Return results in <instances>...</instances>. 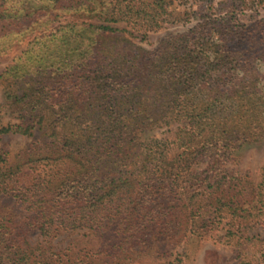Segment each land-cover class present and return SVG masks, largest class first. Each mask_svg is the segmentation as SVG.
<instances>
[{
    "label": "trees",
    "instance_id": "16d2710c",
    "mask_svg": "<svg viewBox=\"0 0 264 264\" xmlns=\"http://www.w3.org/2000/svg\"><path fill=\"white\" fill-rule=\"evenodd\" d=\"M180 1L198 6L200 21L149 52L110 25L152 31L170 1L2 0L0 22H23L21 35L65 15L78 19L35 37L0 73L18 121L0 136L37 130L48 141L0 166V196L18 198L42 239L113 227L131 245L149 224H171L174 210L192 232L227 221L228 241L264 224V166L255 210L228 196L232 173L224 166L228 154L264 137V120L248 116V84L235 81L264 61V19L239 28L232 15L239 4L212 14L214 0ZM195 88L205 99L192 95ZM224 97L232 109L223 116ZM166 115L183 124L171 143L182 153L170 161L168 147L141 141ZM34 253L0 210V264H46ZM239 264L256 263L244 256Z\"/></svg>",
    "mask_w": 264,
    "mask_h": 264
},
{
    "label": "rangeland",
    "instance_id": "374dc122",
    "mask_svg": "<svg viewBox=\"0 0 264 264\" xmlns=\"http://www.w3.org/2000/svg\"><path fill=\"white\" fill-rule=\"evenodd\" d=\"M167 1L172 4L168 9V17L159 28L141 31L132 30L124 24L110 26L124 30L119 35L135 48L152 52L163 39L183 35L200 21L198 6L190 2L182 3L180 0ZM233 4H239L232 13L233 22L239 28L264 19V0H214L212 14L216 11V14H225ZM76 21L78 19L65 15L53 24L34 25L22 35L18 31L23 28V22H0V73L26 50L35 37L49 35L58 25ZM235 81L249 86L245 89L251 92L248 95L251 103L248 116L264 120V61L257 60L251 69L238 72ZM5 88L6 83L0 82V128L18 123L17 115L6 103ZM205 94L206 90L195 88L192 95L203 100ZM222 101L226 108L223 116L230 115V100L224 97ZM165 118L158 128L145 133L141 141L158 151L168 147V151L163 152L166 153V160L170 161L182 153L171 143L178 138L183 124L176 122L171 115H166ZM47 143L37 130H33L29 138L11 134L0 136V157L5 160L0 166L8 167L19 156ZM224 166L232 173L225 188L228 189V196L238 201L242 209L255 210L256 187L260 183L264 166V137L228 154ZM0 210H3L14 227L25 233L26 242L34 250V254L47 258L46 264H239L244 256L256 264H264V224H251L240 230L236 238L228 241L227 221L210 224L204 231L197 225L193 227V233L188 230L189 221L179 218L178 210H174V219H167L171 224H149L137 235V242L128 245V241H124L113 227L95 233L85 230L60 233L44 240L34 230V218L24 211L18 198L0 196Z\"/></svg>",
    "mask_w": 264,
    "mask_h": 264
}]
</instances>
